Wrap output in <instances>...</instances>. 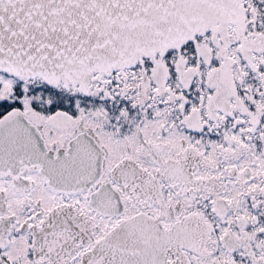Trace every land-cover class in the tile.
I'll list each match as a JSON object with an SVG mask.
<instances>
[{"label": "snow or ice", "instance_id": "obj_1", "mask_svg": "<svg viewBox=\"0 0 264 264\" xmlns=\"http://www.w3.org/2000/svg\"><path fill=\"white\" fill-rule=\"evenodd\" d=\"M0 264H264V0H0Z\"/></svg>", "mask_w": 264, "mask_h": 264}]
</instances>
